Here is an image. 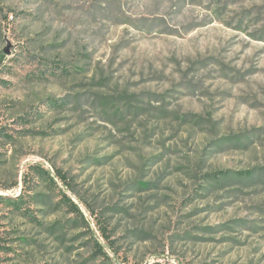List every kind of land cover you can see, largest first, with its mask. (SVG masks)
I'll use <instances>...</instances> for the list:
<instances>
[{
    "label": "rangeland",
    "instance_id": "1",
    "mask_svg": "<svg viewBox=\"0 0 264 264\" xmlns=\"http://www.w3.org/2000/svg\"><path fill=\"white\" fill-rule=\"evenodd\" d=\"M261 173L264 0H0V264H264Z\"/></svg>",
    "mask_w": 264,
    "mask_h": 264
},
{
    "label": "trees",
    "instance_id": "2",
    "mask_svg": "<svg viewBox=\"0 0 264 264\" xmlns=\"http://www.w3.org/2000/svg\"><path fill=\"white\" fill-rule=\"evenodd\" d=\"M51 103L55 104L56 106H58L59 104V101L57 99H54V100H51ZM7 136H10L9 134H7ZM34 173H36L38 176L42 177L43 180L47 183V184H55L54 182V179L49 175V173L44 170L42 167L38 166V165H34ZM229 172L230 171H217L215 172L214 174V178L215 180H219V177L220 178H225L227 176H229ZM240 173V175L243 177V178H248L249 176L252 175V172L251 171H246V172H238ZM58 176L61 178V180H63V182L67 183V179H65V176L62 174V173H57ZM262 175L264 173H261ZM60 201L68 207V209L71 211V212H75L77 215L80 216V218L84 221V216L82 214V212L80 211V209L77 207V205H75V203H73V201H71L69 198H67L64 193L62 194V198L60 199ZM102 232L104 234V229H102ZM107 237V235H105ZM108 238V237H107ZM97 245V248L100 252L101 251V245H99L97 242L95 243Z\"/></svg>",
    "mask_w": 264,
    "mask_h": 264
}]
</instances>
